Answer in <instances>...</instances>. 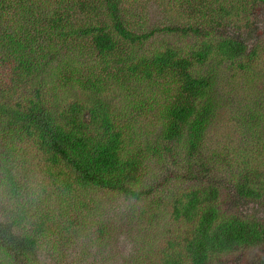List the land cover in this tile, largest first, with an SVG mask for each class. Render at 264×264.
I'll use <instances>...</instances> for the list:
<instances>
[{
	"label": "trees",
	"instance_id": "16d2710c",
	"mask_svg": "<svg viewBox=\"0 0 264 264\" xmlns=\"http://www.w3.org/2000/svg\"><path fill=\"white\" fill-rule=\"evenodd\" d=\"M155 1L0 0V264L102 246L107 196L153 226L157 260L136 264L264 249V220L222 209L226 193L264 200V40L250 39L264 0H168L162 21ZM76 48L91 61L81 87ZM165 163L183 171L172 189L155 176ZM81 245L70 261L93 264Z\"/></svg>",
	"mask_w": 264,
	"mask_h": 264
},
{
	"label": "rangeland",
	"instance_id": "374dc122",
	"mask_svg": "<svg viewBox=\"0 0 264 264\" xmlns=\"http://www.w3.org/2000/svg\"><path fill=\"white\" fill-rule=\"evenodd\" d=\"M49 1L53 2L55 0H49ZM148 1H152V0H148ZM233 1L234 0L230 2ZM162 2L163 4L160 5ZM168 2H169L168 0H162L161 2L155 1L153 3L150 2V4L147 6L146 9L154 14L153 19L155 21H162L165 19L164 4ZM233 3L235 6L238 5L236 2ZM57 6L59 7V9H65L66 7H68V5L67 6L62 5V8H60V4H57L56 7ZM177 8L179 9L180 13H182L184 10L186 11L185 4L184 5L179 4ZM259 9L260 11L255 16L257 26L254 28L253 30L254 32H252L250 37L252 41H258L261 39L264 40V7H259ZM171 13L174 14L175 12L172 10ZM41 14H42L41 11L38 12L35 11L31 15V18L36 19ZM219 29L220 31H222L221 28ZM226 29L230 34L234 33V30L231 29L229 26H227ZM84 50L86 51V49ZM76 52H78L77 48L71 52L72 54L71 59H73L71 66L74 68L73 71L74 79L69 81L68 84L81 87L80 83L84 80L85 75L88 73L87 66L91 63V61L90 59H88L87 56H84V54H76ZM86 61H90V63L87 65ZM4 68L7 67H3V69ZM234 84L235 83L233 81H229V87L232 88V90L239 91L241 97L242 94L245 96V93H247V85L245 84L244 86V83H242L240 79L238 80L237 83L239 85V89L234 88ZM262 94L264 96V89ZM253 96H254L253 94L250 95L248 99V104H246L247 108L251 107L254 104V103L249 104L250 99L253 100L252 98ZM150 130H152V124L151 125L147 124L143 127L142 132L146 131L147 133H149ZM223 136L224 134H222L221 136L214 137V140L216 138L218 139V141L223 140ZM143 139H144V134L139 137L138 142H141ZM156 162L157 160L154 159L150 161L148 164L154 165ZM163 166L167 169V173L163 169H158V171L154 170L156 174L155 176L159 175L161 179L170 178L169 182L166 180V185L167 187H170V189H172L171 187H174L175 184L177 183L175 182V179H178V176L176 178L175 175L172 174V172L177 173L179 175H183V171L182 170L179 171L178 168L172 166L169 163H165L160 167ZM151 170L152 167H148L147 175H146L147 182L151 181V176H152ZM184 185H186L185 180H182L180 187ZM222 198H223L222 209L227 211L228 214L237 213L241 217H248V218L255 217L259 220H264V200L239 201L238 203H235L234 199L228 196V193H226ZM103 200L101 205V207L103 208L97 215H95V217H99V216L103 217L104 221L108 222V225L107 224L106 225H107V230L109 232L107 238L105 239V241H103L102 246H96L94 244L83 246L80 243V241L83 240L82 238H80L77 244H72L69 247L68 246L60 247L59 251L62 254H60L59 258H57V263H54L55 261L53 259V261H51V264H83L81 261H70L72 258L74 259L78 258V254L76 253V251L80 250L78 248L80 245L83 246L81 247V249L84 252V257L89 262L93 261V264H136V263H142L141 261L146 258L149 259L146 254L148 255L154 254L155 257L156 241L155 244L151 246L150 244L151 240L149 241V243H147V241L145 240V238H147L149 234L151 235V237H153V233H154L153 226H150L147 220H143L142 218H139L137 216V213L128 210L127 201L123 197L107 196L104 197ZM47 239L50 241L44 240L42 241V245H44L45 247H52L55 241L51 240L50 238ZM257 258H264V249L261 250L248 249L238 254L237 253L230 254L228 256H224L222 258L213 261L211 264H252L254 261H256Z\"/></svg>",
	"mask_w": 264,
	"mask_h": 264
}]
</instances>
